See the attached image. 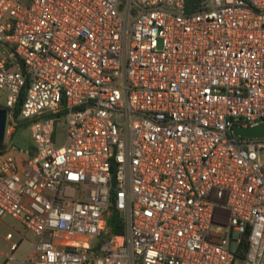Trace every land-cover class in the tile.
Returning a JSON list of instances; mask_svg holds the SVG:
<instances>
[{
	"label": "built area",
	"instance_id": "built-area-1",
	"mask_svg": "<svg viewBox=\"0 0 264 264\" xmlns=\"http://www.w3.org/2000/svg\"><path fill=\"white\" fill-rule=\"evenodd\" d=\"M0 94V264H264V0H0Z\"/></svg>",
	"mask_w": 264,
	"mask_h": 264
},
{
	"label": "rangeland",
	"instance_id": "rangeland-1",
	"mask_svg": "<svg viewBox=\"0 0 264 264\" xmlns=\"http://www.w3.org/2000/svg\"><path fill=\"white\" fill-rule=\"evenodd\" d=\"M25 3L27 0H20ZM1 103L5 105V96H1ZM28 123V122H27ZM34 130L31 126L19 130L14 137V152L17 158L21 159L25 153L28 152L29 146L34 143ZM64 139L59 141V144L62 145ZM12 232L15 235V238L18 239L19 235H23L25 240L21 245L20 249L17 252V256H25L31 249L35 242V236L31 232H25L22 227V223L12 217L0 218V248L8 249L10 248L9 243L5 240V237L8 233Z\"/></svg>",
	"mask_w": 264,
	"mask_h": 264
},
{
	"label": "water",
	"instance_id": "water-1",
	"mask_svg": "<svg viewBox=\"0 0 264 264\" xmlns=\"http://www.w3.org/2000/svg\"><path fill=\"white\" fill-rule=\"evenodd\" d=\"M7 125H8V111L4 109H0V152H4L8 148V145L6 143ZM234 135L236 137H263L264 124L256 125L246 129L237 125L234 127Z\"/></svg>",
	"mask_w": 264,
	"mask_h": 264
},
{
	"label": "trees",
	"instance_id": "trees-1",
	"mask_svg": "<svg viewBox=\"0 0 264 264\" xmlns=\"http://www.w3.org/2000/svg\"><path fill=\"white\" fill-rule=\"evenodd\" d=\"M1 96L2 95L0 94V98ZM21 107H22V101L17 106L16 112H15L16 118H19ZM0 109L8 110V108L4 104L1 103V99H0ZM28 126H30V123L20 122L17 132ZM29 148H31V146H29ZM107 224L114 234L124 233V226L122 224V219L120 218L119 213L114 209V207L111 208V213L108 217Z\"/></svg>",
	"mask_w": 264,
	"mask_h": 264
},
{
	"label": "crops",
	"instance_id": "crops-1",
	"mask_svg": "<svg viewBox=\"0 0 264 264\" xmlns=\"http://www.w3.org/2000/svg\"><path fill=\"white\" fill-rule=\"evenodd\" d=\"M9 217V216H7ZM5 218V217H4ZM23 227V225H22ZM24 228V227H23ZM25 232H27L25 229H24ZM20 236V235H19ZM19 236H18V239H19ZM23 236V235H22ZM15 238V240H18ZM2 249V248H1ZM8 251V249H2L1 252H0V261H3L5 258H6V255L5 253Z\"/></svg>",
	"mask_w": 264,
	"mask_h": 264
}]
</instances>
